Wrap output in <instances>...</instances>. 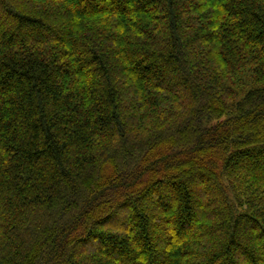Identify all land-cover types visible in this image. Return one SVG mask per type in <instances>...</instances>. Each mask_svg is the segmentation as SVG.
Wrapping results in <instances>:
<instances>
[{
    "label": "trees",
    "instance_id": "16d2710c",
    "mask_svg": "<svg viewBox=\"0 0 264 264\" xmlns=\"http://www.w3.org/2000/svg\"><path fill=\"white\" fill-rule=\"evenodd\" d=\"M0 264H264V0H0Z\"/></svg>",
    "mask_w": 264,
    "mask_h": 264
}]
</instances>
